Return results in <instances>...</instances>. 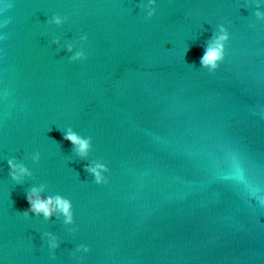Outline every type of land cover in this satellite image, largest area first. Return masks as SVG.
<instances>
[{"label":"water","instance_id":"1","mask_svg":"<svg viewBox=\"0 0 264 264\" xmlns=\"http://www.w3.org/2000/svg\"><path fill=\"white\" fill-rule=\"evenodd\" d=\"M0 264H264V0H0Z\"/></svg>","mask_w":264,"mask_h":264},{"label":"clouds","instance_id":"2","mask_svg":"<svg viewBox=\"0 0 264 264\" xmlns=\"http://www.w3.org/2000/svg\"><path fill=\"white\" fill-rule=\"evenodd\" d=\"M259 15V13H258ZM226 35H221L219 38L216 40L215 45L210 48L209 50L206 51L204 57L202 58V62L205 64H212V66H215L214 61L219 59L222 55V41L226 39ZM83 54L78 52L76 54L77 57L82 56ZM65 139L69 140L72 142L74 145H78L81 153L83 154L87 147H88V142L82 138H80L76 133L69 131L65 134ZM10 167L13 169V176L14 178H19L16 175V170H18L21 173L27 172V169L24 168L22 165H16L14 164L13 161H9ZM100 167V166H97ZM92 172L96 173L97 180L100 179L99 172H97L96 168H91L90 169ZM37 190L33 189V192L35 193ZM29 204L31 206V210L36 213H43L45 217H48L52 214L54 210V206L58 207L61 211L64 212V214L67 216L68 221L71 220V214L69 211L70 204L67 200L62 199L61 197L57 196L55 198L53 197H47V198H40L39 196H33L29 195L27 197ZM53 246H55L53 242Z\"/></svg>","mask_w":264,"mask_h":264}]
</instances>
